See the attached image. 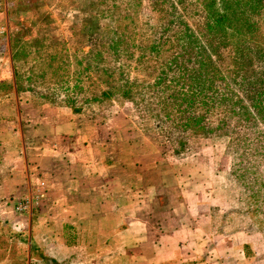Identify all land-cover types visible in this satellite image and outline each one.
<instances>
[{
	"label": "rangeland",
	"instance_id": "1",
	"mask_svg": "<svg viewBox=\"0 0 264 264\" xmlns=\"http://www.w3.org/2000/svg\"><path fill=\"white\" fill-rule=\"evenodd\" d=\"M11 1L0 13L5 27L0 33V97L7 99V87L17 83L19 95L12 102H28L33 112L97 106L105 115L125 116L161 151L188 167L191 181H206L201 197L212 204L211 228L238 234L264 259V126L236 124L229 107L212 113L194 108L215 128L196 134L179 125L193 111L172 113L168 120L165 113L176 107L161 105L181 90L170 82L181 75L167 63L175 54L187 69V79L180 82L210 75L217 91L230 93L232 79L260 73L254 57L241 62L231 45L209 33L202 0ZM258 27L263 34L264 23ZM159 77L169 84L168 91L162 92ZM243 136L247 143L240 140ZM20 220H0V228L27 232ZM25 250L18 245L10 262L21 264L16 257ZM9 259L8 251L0 249V264Z\"/></svg>",
	"mask_w": 264,
	"mask_h": 264
},
{
	"label": "crops",
	"instance_id": "2",
	"mask_svg": "<svg viewBox=\"0 0 264 264\" xmlns=\"http://www.w3.org/2000/svg\"><path fill=\"white\" fill-rule=\"evenodd\" d=\"M12 92L0 98V219L20 218L51 258L264 264L238 234L211 228L206 181H191L188 167L125 116L96 106L33 112L28 102H12ZM36 189L42 196L31 213L14 211Z\"/></svg>",
	"mask_w": 264,
	"mask_h": 264
},
{
	"label": "trees",
	"instance_id": "3",
	"mask_svg": "<svg viewBox=\"0 0 264 264\" xmlns=\"http://www.w3.org/2000/svg\"><path fill=\"white\" fill-rule=\"evenodd\" d=\"M175 1L181 3L183 0ZM202 2L206 11V28L209 33H217L223 45H231L235 55L241 56L238 58L241 59V62L242 59L254 57L260 64V73L251 77H240V80L232 79L235 87L230 93L224 90L217 91L211 87L215 84V80L214 76L210 75L204 79L202 77L192 78L187 83L180 82L187 79L184 77L187 74V69L181 55L175 54L167 63L172 71L175 70L181 75L176 78L173 77L170 82L179 86L181 90L175 95L169 94L165 100L161 101L165 110L170 109L171 105L176 107H174L173 112L168 113L167 111L164 116L171 120L173 116L170 114L172 113L185 116L188 110L191 112L194 108H200L205 113H212L225 106L231 109L236 124L243 125L245 128L248 127L247 124L254 127L255 124L260 123L264 126V33L258 32V24L264 23V0H202ZM186 33L187 31H184L185 35ZM261 38H263V42H259ZM248 42L253 44L252 47L247 46ZM253 47L254 49L251 50ZM246 50L247 53H245ZM203 64L207 66L205 69H208V60ZM160 80L158 84L163 89L162 92L168 91L169 84L163 85L164 81L161 78ZM204 85L209 86L204 88ZM14 87L17 95H19V88L16 83L7 87V91L4 92L6 93L5 96L13 94ZM184 120L179 125L192 133L205 135V133L215 130L207 121L203 122L199 114L194 111ZM220 122L223 125L226 124L225 121ZM240 140L244 143L248 141L245 136L240 137ZM0 220L3 221L2 224H11L8 219ZM2 224L0 249H5L9 253L10 259L7 264H12L10 261L14 259V251L18 245L26 246L24 253L20 257H16L21 261V264H70L68 260L56 261L47 255L41 246L36 245L32 233L29 235L22 230L10 232L7 231L8 229L3 231L4 226Z\"/></svg>",
	"mask_w": 264,
	"mask_h": 264
},
{
	"label": "built area",
	"instance_id": "4",
	"mask_svg": "<svg viewBox=\"0 0 264 264\" xmlns=\"http://www.w3.org/2000/svg\"><path fill=\"white\" fill-rule=\"evenodd\" d=\"M12 3L13 2L11 0H0V13H6L9 5ZM4 31L5 27L0 26V33H3ZM42 191L36 189L35 193L17 202L14 205V211L20 214L31 213L33 206L38 202L39 198L42 196Z\"/></svg>",
	"mask_w": 264,
	"mask_h": 264
}]
</instances>
